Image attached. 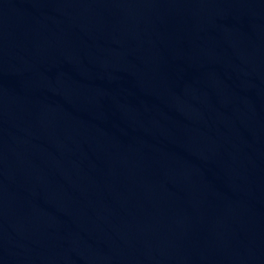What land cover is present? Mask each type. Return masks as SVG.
<instances>
[{"label": "water", "instance_id": "obj_1", "mask_svg": "<svg viewBox=\"0 0 264 264\" xmlns=\"http://www.w3.org/2000/svg\"><path fill=\"white\" fill-rule=\"evenodd\" d=\"M0 264H264V0H0Z\"/></svg>", "mask_w": 264, "mask_h": 264}]
</instances>
